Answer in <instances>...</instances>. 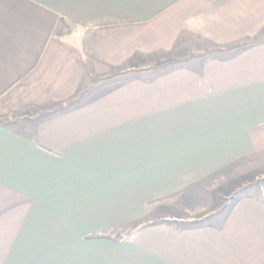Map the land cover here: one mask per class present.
<instances>
[{
	"label": "crops",
	"instance_id": "0c3cea01",
	"mask_svg": "<svg viewBox=\"0 0 264 264\" xmlns=\"http://www.w3.org/2000/svg\"><path fill=\"white\" fill-rule=\"evenodd\" d=\"M7 115L0 264H264V0H0Z\"/></svg>",
	"mask_w": 264,
	"mask_h": 264
},
{
	"label": "rangeland",
	"instance_id": "374dc122",
	"mask_svg": "<svg viewBox=\"0 0 264 264\" xmlns=\"http://www.w3.org/2000/svg\"><path fill=\"white\" fill-rule=\"evenodd\" d=\"M135 226H136V224L123 225V226L120 227L122 229L121 233L125 232V230L131 231L133 228H135Z\"/></svg>",
	"mask_w": 264,
	"mask_h": 264
},
{
	"label": "trees",
	"instance_id": "16d2710c",
	"mask_svg": "<svg viewBox=\"0 0 264 264\" xmlns=\"http://www.w3.org/2000/svg\"><path fill=\"white\" fill-rule=\"evenodd\" d=\"M11 115H7V116H4V117H0V121H4V120H8L10 118ZM93 238V237H91Z\"/></svg>",
	"mask_w": 264,
	"mask_h": 264
}]
</instances>
